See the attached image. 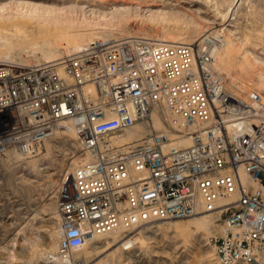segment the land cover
<instances>
[{
  "label": "built area",
  "instance_id": "obj_1",
  "mask_svg": "<svg viewBox=\"0 0 264 264\" xmlns=\"http://www.w3.org/2000/svg\"><path fill=\"white\" fill-rule=\"evenodd\" d=\"M202 40L197 52V43L95 39L77 51L59 45L48 62L24 50L0 62V162L33 157L62 127L78 146L55 190L57 256L114 230L124 239L150 223L215 213L222 230L206 240L214 264H264V103L223 85L213 42ZM136 124L146 130L126 139ZM8 217L0 245L14 249Z\"/></svg>",
  "mask_w": 264,
  "mask_h": 264
},
{
  "label": "rangeland",
  "instance_id": "obj_2",
  "mask_svg": "<svg viewBox=\"0 0 264 264\" xmlns=\"http://www.w3.org/2000/svg\"><path fill=\"white\" fill-rule=\"evenodd\" d=\"M17 4H24L32 14L18 13ZM235 4L236 0H0V7L5 9L0 10V34L10 39L3 50L30 52L46 40L50 50L59 45L73 48L72 40L87 44L90 39H102L104 34L110 35L107 39L142 36L151 42L185 44L208 33L218 35L228 41L221 50L227 48L230 52L227 65L215 56V67L226 86L239 92L254 91L264 101V0H240ZM32 59L44 60L38 54ZM76 157L79 151L74 134L63 128L44 143L36 156L0 162V216H9L1 222H13L15 233L14 249L9 248L11 243L0 245V250L16 254L13 264H45L42 255L49 251L45 245L29 258L20 255L23 235H30L31 229L40 234L43 227L54 225V219L47 222L45 218L56 213L57 184ZM194 217L150 223L123 234L124 239L117 232L89 242L75 256L87 264H214L206 240L219 235L221 223H212L206 231L196 227ZM125 238L134 242L124 250L128 243L122 242Z\"/></svg>",
  "mask_w": 264,
  "mask_h": 264
},
{
  "label": "bare ground",
  "instance_id": "obj_3",
  "mask_svg": "<svg viewBox=\"0 0 264 264\" xmlns=\"http://www.w3.org/2000/svg\"><path fill=\"white\" fill-rule=\"evenodd\" d=\"M240 0H236V4L239 2ZM235 4V6H236ZM24 5V4H23ZM23 5H16V11L20 14H23V15H30V13L32 14L31 10L28 11L27 7L23 6ZM234 7L230 8L229 9V12H233L234 11ZM29 8V7H28ZM32 8V7H31ZM35 8V7H34ZM37 8V7H36ZM4 9V6L3 7H0V10ZM11 9V8H10ZM38 9V8H37ZM5 10V9H4ZM2 10V12L4 11ZM14 10V9H13ZM42 10V9H41ZM121 10V9H120ZM33 11V10H32ZM37 11V10H36ZM44 11V10H43ZM47 11V10H46ZM50 11V10H49ZM48 11V12H49ZM54 11V10H52ZM61 11V10H59ZM1 12V11H0ZM35 12V11H34ZM38 13V12H37ZM35 14V13H33ZM44 14H45V11H44ZM21 34V33H20ZM110 34V33H109ZM96 36V35H95ZM97 36H100V35H97ZM110 35L108 34H104L103 36H100V37H103V38H106V37H109ZM209 38L212 40V44L209 46L208 48V52L211 54L212 56V70L214 72V74L216 75V77L222 81L223 85L231 90L232 92H235V93H242V92H239V91H236V90H233L232 88L230 87H227L226 84H225V81L221 75V73L218 72V70L216 69L215 65L217 64L216 62V58L215 56L219 59V61L223 62L224 65H227V63H229V61L227 62L226 61V57L228 59V54L227 52H229V50L226 52V49L225 50H221L223 47H227L228 45V41L224 38H221L219 37L218 35H210L209 33L206 34L205 36H203L202 38L196 40L194 43L198 45V48H197V52H199L201 49H202V39L203 38ZM73 38V37H72ZM81 38V37H80ZM82 38H86V37H82ZM88 38V37H87ZM90 38V37H89ZM100 39V40H116V39ZM111 38V37H110ZM169 38V37H168ZM76 39V38H75ZM72 40V39H71ZM82 40V39H81ZM95 40V39H94ZM223 40L225 42H223ZM74 43H73V48L71 47H67L66 45H62L64 47L65 50H71V51H77V50H80L81 48H83V46H86L88 45L89 43H91V41L93 40H89L87 42V44H83L82 42L78 41V40H72ZM154 43H157V42H167V43H180V42H171L169 40H156V41H153ZM10 43V39L7 37V36H3L0 34V62H6V61H11L12 60V57L14 55L15 52H18L16 49H9V50H3V48L6 47V45H8ZM194 43H191V44H194ZM180 44H185V43H180ZM188 44V43H187ZM38 45H36V47H34V49H32V51H26V55L29 56L31 62H48V61H52L54 60L56 57H57V48L54 49L52 48L50 50L49 48V41L46 40V41H42L40 43V48L38 49L37 47ZM61 46V47H62ZM229 49V48H228ZM230 53V52H229ZM35 54H38L40 58L44 59V60H37L35 61L34 59V55ZM25 56L22 57V59H24ZM230 55V54H229ZM252 55V54H251ZM43 56V57H42ZM52 56V57H51ZM253 58V57H252ZM216 62V64H215ZM246 92V91H244ZM246 93H249V92H246ZM262 101V100H261ZM264 103V101H262ZM161 122L158 118V116L153 112L151 115H150V127L154 130L156 129H159L161 128ZM65 128V129H68V132L70 134H73V131L69 128V127H62V129ZM140 130H146V128H144L143 125L141 124H136L135 127H134V131L129 133L126 137V139H133V138H136L140 135ZM56 133V132H55ZM47 141V140H46ZM45 141V142H46ZM44 142V143H45ZM43 143V145H44ZM40 151H38L34 156H36L37 154H39ZM33 156V157H34ZM18 156L17 155H12V158H17ZM31 158V157H30ZM79 157H76L72 163H71V166L77 161ZM6 161H9V159H6ZM70 166V167H71ZM70 167H68L67 169H69ZM66 169V170H67ZM59 184V183H58ZM57 184V185H58ZM56 212V211H55ZM48 216L45 218L47 220V222H49L51 219H54L55 220V223L54 225H47L45 228L43 227V229L41 230L40 234H35L32 229L29 231L30 232V235H27V234H24V232H21L20 234L23 235V242L21 243L23 245V249H21V252L20 255L25 258H29L31 256L34 255V252H36L38 250V247L39 246H42L45 245V249H48L49 251L45 252V255H42L43 256V260L45 261L44 263L45 264H62L63 262L65 263L66 259L68 261H71L73 259L76 258V254H78V252L76 254H71V255H68L67 258H61L59 256H57L56 253V246L58 244V240H59V229H58V215L57 213L53 214L52 216H50L51 214H47ZM192 216H195L194 217V223L196 225V227H200L202 229H205L206 231H208L210 225L212 223H216V214L215 213H201V214H198V215H192ZM143 227V226H142ZM41 229V227H40ZM39 231V230H38ZM117 232H120L119 229L118 230H114L110 233H107L106 235H102V236H98L94 239H92V241H89L90 243L94 242V241H97L98 239H101L102 237H107V236H110V235H114L116 234ZM26 233V232H25ZM122 239V238H121ZM85 243L84 246L81 248L80 251H82L86 246L87 244L89 243ZM122 242H128L126 243V245L124 246V250L127 249V248H130L132 247V244L134 242V239H126V240H123ZM89 243V244H90ZM208 243V242H207ZM109 245V244H108ZM16 247V246H15ZM101 247H94V249H99ZM106 248V247H105ZM20 251V250H19ZM46 251V250H45ZM79 251V252H80ZM18 253V251L16 252ZM18 253V254H19ZM3 254H6V256L4 255V257H2ZM17 254V255H18ZM204 254H208V252H204ZM16 254L12 251V250H8V251H1L0 250V263H9V264H13L15 263V259L17 258L15 256ZM79 258V256H77ZM81 258V257H80ZM2 259H4L2 261ZM15 260V261H14ZM21 260V259H20ZM81 260V263L82 264H87V262H85L83 260V258L80 259Z\"/></svg>",
  "mask_w": 264,
  "mask_h": 264
}]
</instances>
